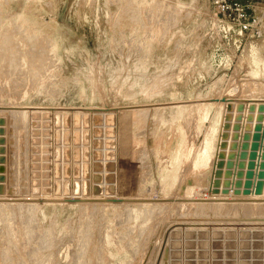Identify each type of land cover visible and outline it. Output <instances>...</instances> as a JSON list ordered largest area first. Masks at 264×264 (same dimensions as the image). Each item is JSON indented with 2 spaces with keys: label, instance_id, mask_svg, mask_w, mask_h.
<instances>
[{
  "label": "rangeland",
  "instance_id": "374dc122",
  "mask_svg": "<svg viewBox=\"0 0 264 264\" xmlns=\"http://www.w3.org/2000/svg\"><path fill=\"white\" fill-rule=\"evenodd\" d=\"M234 2L242 32L211 0H0V264H264V157L251 182L239 158L264 135V0Z\"/></svg>",
  "mask_w": 264,
  "mask_h": 264
},
{
  "label": "water",
  "instance_id": "95a60500",
  "mask_svg": "<svg viewBox=\"0 0 264 264\" xmlns=\"http://www.w3.org/2000/svg\"><path fill=\"white\" fill-rule=\"evenodd\" d=\"M243 109V107H239V110ZM251 111V108L249 109ZM264 108H260L259 109V113H263ZM228 119H225V122H227ZM92 124L93 126H106L107 130L104 133L105 136V140H102V135L103 132L100 129H97L93 132L95 139L92 142V164H91V171H92V176H91V181H92V187H90V183H89V177H90V170H89V166L85 167L83 174L85 176V178L83 179V193L88 194L91 193L93 196H101L103 194V188L101 186V184L105 181V183H107V187L105 189V193L107 195H114L115 193V188H114V171H115V123H116V117L114 114H108L105 116H101L99 114L94 115L92 117ZM87 123V122H85ZM230 128V125L225 124L224 125V130L227 132ZM239 130V126L234 125L233 126V131H238ZM261 130L262 127L261 125L255 126L254 128V133L252 135L248 134H244L242 136V143L240 146V150L244 151V154L242 155V153H239V158L241 159H248L249 162H247L246 165V169H247V174H246V178H248L247 182H251V178L254 176V167H255V161L257 159V152L259 150V148L261 147L263 150V154L261 157H264V143L260 144L261 141L264 142V135L261 136ZM222 137H226V140L228 138V134L225 135L223 134ZM236 139H238V136L236 137ZM250 139L251 143H247ZM85 142H87V139H84ZM254 141V143H253ZM223 143L220 144V147H223ZM236 147V146H235ZM225 149V146H224ZM250 150L249 154H247V150ZM85 155V160L89 161V152L86 153L84 152ZM242 155V156H241ZM2 159V158H1ZM244 166V165H243ZM226 167H229L228 165ZM259 170H261V172H263L264 170V163H261L259 166ZM102 172L106 173V174H102ZM82 174V175H83ZM238 175V174H237ZM83 176V177H84ZM74 179H79V170L76 168L74 170ZM261 177V176H260ZM229 183V181L225 184V186H227ZM237 184V183H236ZM79 186L78 184V180L77 182L74 184V187ZM218 187V186H217ZM78 189V187L74 188L75 194L78 193V191H76ZM226 189V188H225ZM55 191H59V188H55ZM63 191L67 194H70V182L66 181L64 183L63 186ZM262 191V187L261 184H257L255 186V194L256 195H260Z\"/></svg>",
  "mask_w": 264,
  "mask_h": 264
},
{
  "label": "built area",
  "instance_id": "2783aa9c",
  "mask_svg": "<svg viewBox=\"0 0 264 264\" xmlns=\"http://www.w3.org/2000/svg\"><path fill=\"white\" fill-rule=\"evenodd\" d=\"M211 3H212L214 10L216 11V13L218 15L219 22H221L226 28L236 30L238 32H242V30L246 29L245 23L242 22L239 18H237L235 16V10H236L237 4L234 2V0H211ZM243 108H245L244 110H247L249 107L243 106ZM263 116H264V113H263ZM261 124H264V120H263V122H261ZM234 125L239 126V130H238L237 135H238V138H240V135L243 134V132H245L244 130L246 128V118H243V119L237 121V124H234ZM233 126H231V124H230V128L228 130L230 132V134L235 133L233 131ZM249 134L252 135L253 130ZM262 143H264V142H261L260 144H262ZM249 152H250V150L248 149L247 154H249ZM262 154H263V150L260 147L258 152H257V156L261 157ZM246 171H247V169H246ZM254 172H255V170H254Z\"/></svg>",
  "mask_w": 264,
  "mask_h": 264
},
{
  "label": "bare ground",
  "instance_id": "6f19581e",
  "mask_svg": "<svg viewBox=\"0 0 264 264\" xmlns=\"http://www.w3.org/2000/svg\"><path fill=\"white\" fill-rule=\"evenodd\" d=\"M246 103H247V102H246ZM252 115H253V114H252ZM17 117H18V116H17ZM17 119H18V118H17ZM14 120H15V119H14ZM102 188H103V187H102ZM103 189H104V188H103ZM103 194H104V191H103ZM103 194H102V195H103ZM102 195H101V196H102ZM95 197H98V196H95Z\"/></svg>",
  "mask_w": 264,
  "mask_h": 264
}]
</instances>
